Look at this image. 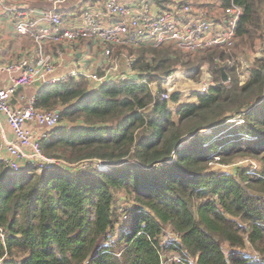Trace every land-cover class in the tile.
Wrapping results in <instances>:
<instances>
[{
  "label": "trees",
  "instance_id": "16d2710c",
  "mask_svg": "<svg viewBox=\"0 0 264 264\" xmlns=\"http://www.w3.org/2000/svg\"><path fill=\"white\" fill-rule=\"evenodd\" d=\"M235 2L237 46L254 44L264 0ZM225 51L131 49L138 79L159 87L177 68L198 81L208 66L216 85L175 113L136 78L92 89L70 77L38 90V108L63 107L40 141L63 166L28 164L19 178L0 160V264H161L172 251L183 264H264V58L243 82ZM214 157L257 163L216 170Z\"/></svg>",
  "mask_w": 264,
  "mask_h": 264
},
{
  "label": "built area",
  "instance_id": "2783aa9c",
  "mask_svg": "<svg viewBox=\"0 0 264 264\" xmlns=\"http://www.w3.org/2000/svg\"><path fill=\"white\" fill-rule=\"evenodd\" d=\"M50 1L57 7L70 3V0ZM86 1L90 3L85 2V8L83 3L78 5L79 13H71L70 6L68 16L58 8L28 9L21 5L9 8L17 34L29 38L33 44V52L13 65L1 63L0 53V70L12 75L9 85L0 88V128L5 119L13 132L12 139L5 134L1 137L0 160L14 170L36 162V171L41 172L59 162L42 152L40 141L47 139L49 130L60 124L61 111L38 108L35 95L21 96V106L17 108L11 101L20 88L31 87L37 81L53 82L47 81V77L65 56L75 68L60 80L85 78L92 89H97L136 78L151 89L154 97L169 101L173 92H180L175 85L180 68L164 78L161 87L158 81L138 79L137 56L131 49L170 44L183 52L228 49L237 42V28L244 14V8L235 0H168L162 6L155 0ZM258 56L264 58V35L258 38ZM215 85L213 77L207 74L193 91L207 93ZM31 126L39 132L35 133ZM98 165L107 167L102 161ZM254 256L260 259L258 253ZM184 261L178 251L162 252L161 264Z\"/></svg>",
  "mask_w": 264,
  "mask_h": 264
},
{
  "label": "crops",
  "instance_id": "0c3cea01",
  "mask_svg": "<svg viewBox=\"0 0 264 264\" xmlns=\"http://www.w3.org/2000/svg\"><path fill=\"white\" fill-rule=\"evenodd\" d=\"M129 3H139V0H126ZM168 0H155L158 5H164ZM86 0H70L60 6H54L50 0H0V53H1V63L3 64H14L17 60L22 58L25 54H30L33 52L32 42L29 38L21 36L17 34L15 30L14 21L11 19V12H9V8L15 6H23L24 8L31 9L32 7H37L40 9H53L58 8L62 11L66 16H68V8L71 6V13L74 11L79 13L80 11H76L78 5L84 6ZM156 8V7H155ZM75 68V65L71 62V59L65 56L60 62L57 63V67L54 73L47 77L48 80H52L53 82L59 81L60 78L68 75ZM12 75L0 70V88H5L9 85ZM45 85V84H44ZM43 85V86H44ZM42 86V87H43ZM41 88H37L35 85L27 88H20L15 95L14 99H12L11 103L17 108L21 106L19 101V96L24 95V91L28 88L33 91L41 90ZM34 96V95H33ZM28 97V96H27ZM3 128H0L1 137L3 134L7 136L8 139L13 138V133L7 126L5 119H2ZM32 130L35 133H38V130L35 126H31ZM2 143V138L1 141ZM0 143V144H1Z\"/></svg>",
  "mask_w": 264,
  "mask_h": 264
},
{
  "label": "rangeland",
  "instance_id": "374dc122",
  "mask_svg": "<svg viewBox=\"0 0 264 264\" xmlns=\"http://www.w3.org/2000/svg\"><path fill=\"white\" fill-rule=\"evenodd\" d=\"M88 3H90V1H87ZM83 8H85L84 6H82ZM81 6H77V8L75 9L76 11H80ZM237 42L236 44H234V46L226 49V54L228 55V57L226 58V60L224 61V63H229L230 65H239L240 66V78L241 81L245 82L248 78H249V70L251 69V67L253 66V64L255 63V60L257 58H260L258 56V39L254 42V44L251 45H246V46H237ZM194 58L198 57V54H193ZM181 70V75L178 78V80H176V89L180 90L173 92L171 95L173 96L176 93H179L180 98H179V102L176 103L172 100V96L171 99L168 101V105L171 108V110L175 113L177 108L181 105V104H185L188 102H196L197 98L195 97V92L193 91L194 89H197L200 84L202 83V81L204 80L205 76L207 73H209L213 79L214 76L211 74V72L208 70V66H205L204 69H202V75L200 77V79L198 81H193L191 80L186 73V70L184 68H180ZM24 94L26 95L25 97H31L33 95L36 96L37 91H33L30 90V88L26 89L24 91ZM24 96V95H21ZM19 96V98L21 97ZM55 109H59L60 111L63 110L62 106H58ZM52 109V110H55ZM62 122V120H61ZM60 122V123H61ZM39 132V131H38ZM215 158V157H214ZM98 163V162H96ZM256 160L252 157L250 158H243V157H239V158H233L232 160H229V164H223L221 163V161H219V159L217 160L215 158L214 160V164H210L211 167H213L214 169L218 170V169H222V170H233V167H247L252 165H256ZM87 163L86 162H81L79 164H73L72 166L78 167V166H85ZM232 167V168H231ZM261 168V166H258V169ZM19 173V178L21 177H25L26 176V172H18ZM174 235H172L173 237ZM226 249L229 251V248L226 247Z\"/></svg>",
  "mask_w": 264,
  "mask_h": 264
},
{
  "label": "bare ground",
  "instance_id": "6f19581e",
  "mask_svg": "<svg viewBox=\"0 0 264 264\" xmlns=\"http://www.w3.org/2000/svg\"><path fill=\"white\" fill-rule=\"evenodd\" d=\"M17 63V62H16ZM16 63H14V64H16ZM10 65H13V64H10ZM204 69V68H203ZM207 74H209V73H207ZM206 74V75H207ZM60 125V124H59ZM59 125H57V126H59ZM56 126V127H57ZM13 133V132H12ZM41 149H42V147H41ZM0 150H1V146H0ZM42 152H43V150H42ZM44 153V152H43ZM45 154V153H44ZM55 160H58L57 158H54ZM3 162V161H2ZM4 163V162H3ZM31 165H37V167H38V164L36 163V162H33V163H30ZM4 165L6 166V164L4 163ZM55 165H61V166H63V162L61 161V160H59V162H56V163H53V167H55ZM24 166H26V165H21L20 166V169L19 170H14V169H12V168H10V167H8V166H6V168H8L10 171H12V172H20V171H22V169L24 168ZM98 167H99V169H107V167L106 166H104V165H102V166H99L98 165ZM44 170H47V169H43L41 172H43Z\"/></svg>",
  "mask_w": 264,
  "mask_h": 264
},
{
  "label": "water",
  "instance_id": "95a60500",
  "mask_svg": "<svg viewBox=\"0 0 264 264\" xmlns=\"http://www.w3.org/2000/svg\"><path fill=\"white\" fill-rule=\"evenodd\" d=\"M229 81V77L227 76V74L224 72V70H223V82H228ZM44 84H43V82H41V81H37L36 83H35V86L37 87V88H41L42 86H43ZM189 138V136L188 137H186L185 138V140H187Z\"/></svg>",
  "mask_w": 264,
  "mask_h": 264
}]
</instances>
